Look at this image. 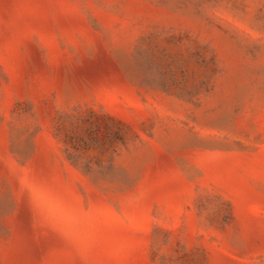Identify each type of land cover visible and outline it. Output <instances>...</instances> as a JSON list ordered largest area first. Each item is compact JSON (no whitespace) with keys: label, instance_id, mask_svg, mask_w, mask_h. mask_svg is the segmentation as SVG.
<instances>
[{"label":"rangeland","instance_id":"1","mask_svg":"<svg viewBox=\"0 0 264 264\" xmlns=\"http://www.w3.org/2000/svg\"><path fill=\"white\" fill-rule=\"evenodd\" d=\"M0 264H264V0H0Z\"/></svg>","mask_w":264,"mask_h":264}]
</instances>
